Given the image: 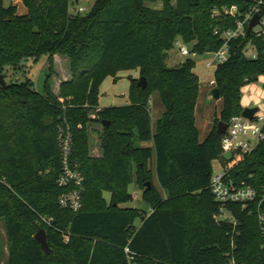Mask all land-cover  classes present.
Segmentation results:
<instances>
[{
	"label": "trees",
	"instance_id": "trees-1",
	"mask_svg": "<svg viewBox=\"0 0 264 264\" xmlns=\"http://www.w3.org/2000/svg\"><path fill=\"white\" fill-rule=\"evenodd\" d=\"M21 1L25 15L15 3L0 0V76L7 83L6 89L0 83V217L9 242L7 264H229L231 258L236 264H264L257 205L229 204L237 223H218L219 204L209 188L213 162L222 154L218 124L242 114V88L264 75V36L252 31L228 42L229 57L215 70L223 110L202 142L195 116L196 61L188 57L176 67L167 64L178 39L194 42L193 53L217 52L225 43L222 34L260 1L264 17V0H96L86 13L71 11L77 0ZM55 55L71 61L73 78L60 88L61 97H72L64 107L51 88ZM43 56L49 67L40 92L32 78L19 81L16 74ZM127 70H138L147 87L129 76V104L99 108L102 83ZM155 92L164 105L156 131L150 110ZM63 117L72 127L73 157L85 177L77 212L59 204L67 191L57 183ZM95 122L103 128L94 129L101 138L100 157L90 150L89 123ZM231 173L237 182L263 186L264 141ZM134 180L149 212L124 206L134 200L129 191ZM41 216L53 217L52 225L42 223ZM41 228L50 252L35 238Z\"/></svg>",
	"mask_w": 264,
	"mask_h": 264
},
{
	"label": "built area",
	"instance_id": "built-area-1",
	"mask_svg": "<svg viewBox=\"0 0 264 264\" xmlns=\"http://www.w3.org/2000/svg\"><path fill=\"white\" fill-rule=\"evenodd\" d=\"M17 3L19 0H10ZM74 1V0H73ZM260 1L252 10L247 13L243 20L237 21V27L230 29L222 34L225 41L223 47L217 52L212 53L213 58L207 63L209 67L225 62L229 57L228 42L232 39L244 36L250 20L255 14H260ZM75 13L83 12V7L76 6ZM237 11L236 6L229 11L234 15ZM253 31L257 36H264V17L261 16V22ZM219 34V30L215 31ZM178 45V53L182 56H189L192 52L185 44ZM249 56L255 57L252 52ZM211 85H215V79L211 80ZM259 112V111H258ZM256 112L253 119H247L242 114L231 118L229 127L221 139L222 154L219 159V170L213 172L210 191L219 204V213L215 215L216 221H227L236 224V219L228 208L229 204H240L244 209L250 208L256 204L258 208V220L263 237L262 248L264 249V185L260 188L247 184L245 181L237 182L232 176L233 168L242 162L248 155L252 154L259 145L264 141V115ZM94 117V116H93ZM79 128H82L79 125ZM57 142L60 149L61 173L57 179L59 187L66 188L59 198V204L62 208L70 209L74 212L83 207V196L85 192V177L81 171L80 163L74 159V134L70 123L63 117L58 125ZM232 152L233 157L227 161L223 158L225 152ZM53 217L41 216L40 221L51 226ZM65 241L70 240L67 232H64ZM125 252L128 254L130 261L133 257L130 255V249L126 247ZM3 264V263H0ZM229 264H236L234 258L230 259Z\"/></svg>",
	"mask_w": 264,
	"mask_h": 264
},
{
	"label": "rangeland",
	"instance_id": "rangeland-1",
	"mask_svg": "<svg viewBox=\"0 0 264 264\" xmlns=\"http://www.w3.org/2000/svg\"><path fill=\"white\" fill-rule=\"evenodd\" d=\"M96 0H77L75 4L71 7V11H74V8L79 5V7H83L85 10L83 13L89 12L93 6V3ZM19 2V1H18ZM17 2V3H18ZM16 3V4H17ZM176 4V0L173 2ZM5 5L10 4V0H4ZM17 5L22 6V3L19 2ZM147 6L152 8H161L162 4L159 2H147ZM215 11V10H214ZM181 41V42H180ZM180 44H185L189 50H192L194 47V42H185L180 39ZM175 51H178V45L176 44L173 49L169 51V56L167 58V64L170 67H176L180 65L182 61L187 59L188 57H192L196 61V66L194 68V72L198 75L200 81V87L205 88L209 87L211 84V80L215 79V68L216 65L209 67L207 63L213 58L212 53H191L189 56H180L175 57ZM254 52L253 49H249L247 54L250 55ZM71 61L68 56L64 55H55L54 57V65H55V74L51 78V88L53 92L59 97V102L62 103L63 107L66 102L72 99V97L64 98L60 96V88L64 82L71 81L73 78L71 72ZM49 61L47 56H43L39 63H32V61H28L26 73L23 71H19L16 74V79L19 81L25 80L26 77H30L35 82V88L43 92L44 91V83L46 79V73L48 71ZM13 74V71L10 69L6 72L7 81L11 78L10 76ZM129 76L136 77L140 79L138 70H127L119 73L117 80H114V77H108L101 85V93L99 98V105L102 107H108L117 102L121 104H127L129 101V91L131 86V80ZM242 100H244V104L248 102L252 107H258V114L264 115V75L260 76L257 81L246 84L242 88ZM241 100V102H242ZM115 102V103H114ZM130 102V101H129ZM198 110H197V123L198 126L202 124L203 121H206V114L209 115L210 112H219L221 109V105H223L222 100H214V99H203L201 96L198 99ZM164 105L159 97V94L155 92L151 95L150 98V110L152 116V125H155L158 118L162 116ZM92 130L95 128L100 130V133L103 131L102 126L99 123H89ZM91 130L90 136V145L91 151H93V146L97 147L101 144V138L98 130ZM201 134L205 133L204 129L200 127ZM143 142H138L137 145L142 144ZM220 163L218 160H214L213 167L214 170H219ZM129 191L134 196V200L131 203L125 204L124 206H132L144 211H150V205L143 198L142 191L138 186L137 182L134 180L130 186ZM164 197L166 193L163 192ZM104 196L106 199H110L109 192H105ZM136 226L141 224V219L137 218L135 221ZM231 245L234 246L235 238L234 234L230 235ZM9 242L6 231V224L4 218L0 217V263L7 264L8 255H9Z\"/></svg>",
	"mask_w": 264,
	"mask_h": 264
},
{
	"label": "water",
	"instance_id": "water-1",
	"mask_svg": "<svg viewBox=\"0 0 264 264\" xmlns=\"http://www.w3.org/2000/svg\"><path fill=\"white\" fill-rule=\"evenodd\" d=\"M261 22V15L260 14H255L254 17L250 20L248 28H247V34L249 35L253 29L259 25ZM0 83L3 87V89H6L7 87V83L4 79L3 76H0ZM138 85L141 86L142 88H146L148 85V81L145 77H140ZM210 96L214 99V100H219L221 99V92L218 86H213L210 89ZM259 111L258 107H245L242 111V116H244L247 119H253L256 112ZM106 124H109V122L104 121ZM229 127V124L226 122H219L218 124V131L221 134L226 133L227 129ZM233 157L232 152L228 151L225 152L223 154V158L227 161L231 160ZM150 185V184H149ZM35 238L37 239V241H39V243L41 244V247L44 251L46 252H50V247L47 241V234L44 228H41L35 235Z\"/></svg>",
	"mask_w": 264,
	"mask_h": 264
},
{
	"label": "crops",
	"instance_id": "crops-1",
	"mask_svg": "<svg viewBox=\"0 0 264 264\" xmlns=\"http://www.w3.org/2000/svg\"><path fill=\"white\" fill-rule=\"evenodd\" d=\"M19 2H21L22 3V6H19V5H17ZM19 2L16 4L17 6H18V13L19 14H22V15H25V14H27V12H28V9H27V7L23 4V2L21 1V0H19ZM179 41H180V39H178V43H179ZM181 42V41H180ZM175 57H180L181 55L178 53V51H175V55H174ZM183 62V61H182ZM181 63V62H180ZM217 67V66H216ZM215 70H216V68H215ZM214 85H211L210 84V86L209 87H205V88H202L201 89V87H200V91H199V97H198V99L202 96L203 97V99L205 100V99H207V98H210V99H213L211 96H210V89L213 87ZM160 97V96H159ZM161 99V98H160ZM219 100H222L223 101V99L221 98V99H219ZM115 103V102H114ZM127 104H129V101H128V103ZM121 105H125V104H121V103H119V102H117L116 104H113V105H111V106H121ZM242 105H243V107L245 108V107H252V106H250V104H248V102H246V104H244V100H242ZM223 106H224V102H223V105H221V109H220V111L219 112H215L214 114H213V112H210L209 113V115H207L206 114V121H203L202 122V124H200V126H198V123H197V110H198V107H199V105H198V102H197V106H196V112H195V116H196V126H197V128H198V130H199V133H200V141L202 142V141H204L205 139H206V137L209 135V133L211 132V130L213 129V126H214V121H215V118H216V116L217 115H220V113L222 112V110H223ZM108 107H110V106H108ZM99 108H105V107H102V106H99ZM164 110V109H163ZM164 112V111H163ZM160 118V117H159ZM158 118V119H159ZM158 121V120H157ZM153 126V130L154 131H156V128H157V122H156V124L155 125H152ZM200 127H202L203 129H204V132L205 133H203V134H201V132H200ZM153 145V142L152 141H148V142H143L142 144H141V146H152ZM93 151H91V154H92V156H94V157H100L101 155H102V148H101V145L99 144L97 147L95 146H93ZM141 225V224H140ZM139 225V226H140Z\"/></svg>",
	"mask_w": 264,
	"mask_h": 264
}]
</instances>
